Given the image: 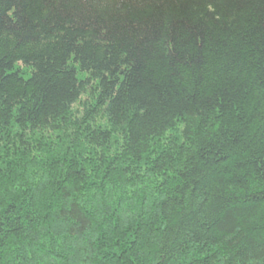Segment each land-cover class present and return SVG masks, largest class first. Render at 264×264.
I'll use <instances>...</instances> for the list:
<instances>
[{"label":"trees","instance_id":"trees-1","mask_svg":"<svg viewBox=\"0 0 264 264\" xmlns=\"http://www.w3.org/2000/svg\"><path fill=\"white\" fill-rule=\"evenodd\" d=\"M0 264H264V0H0Z\"/></svg>","mask_w":264,"mask_h":264},{"label":"rangeland","instance_id":"rangeland-1","mask_svg":"<svg viewBox=\"0 0 264 264\" xmlns=\"http://www.w3.org/2000/svg\"><path fill=\"white\" fill-rule=\"evenodd\" d=\"M77 106L74 107L75 110H78L76 109ZM178 134H179V130H174L173 132H169L167 135H166V138L168 137H178ZM167 139H161L159 142H157V144H159L160 146L164 147L167 143ZM151 206H148V208H150Z\"/></svg>","mask_w":264,"mask_h":264}]
</instances>
